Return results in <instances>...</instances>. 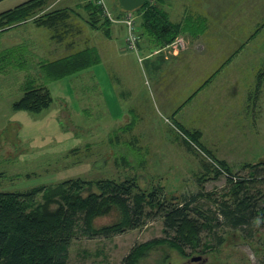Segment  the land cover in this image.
<instances>
[{
	"label": "rangeland",
	"instance_id": "obj_1",
	"mask_svg": "<svg viewBox=\"0 0 264 264\" xmlns=\"http://www.w3.org/2000/svg\"><path fill=\"white\" fill-rule=\"evenodd\" d=\"M160 1L169 19L188 25L160 49L141 33L139 8L130 12L136 51H129V69L122 75L129 84L124 88L129 101H110L101 68L98 80L108 102L105 109L96 103L91 109L88 69L53 79L42 76L35 63L90 48L89 30L120 24L127 36L128 11L118 0H64L51 7L69 11L63 23L47 27L28 20L0 33V190L25 191L76 177H133L143 189L161 187L164 196L201 189L206 196L199 204L214 207L231 201L233 190L220 161L239 177H248L246 164L264 167V0ZM8 3L0 4V12ZM92 4L100 8L96 26ZM15 43H26L36 54L22 58L30 59L33 69L12 67ZM8 49L11 57L4 52ZM29 77L46 86L53 98L38 113L11 107ZM192 90L194 96L184 99ZM181 127L198 131L197 142ZM262 180L251 191L264 189ZM118 219L113 209L95 217L93 226ZM253 222L250 236L222 226L216 230L222 238L219 245L214 246L211 232L205 231L196 250L186 248L188 256L162 245L139 264H161L165 256L162 264H197L191 257L198 255L214 264H264V221L256 217ZM162 226L158 218L108 238L78 232L69 244L67 264H121L132 246L163 236Z\"/></svg>",
	"mask_w": 264,
	"mask_h": 264
},
{
	"label": "trees",
	"instance_id": "obj_2",
	"mask_svg": "<svg viewBox=\"0 0 264 264\" xmlns=\"http://www.w3.org/2000/svg\"><path fill=\"white\" fill-rule=\"evenodd\" d=\"M52 2L53 0H27L1 11L0 33L28 20L47 27L63 23L69 11L65 8L52 9ZM159 2L161 1L148 3L143 0L138 8L141 33L153 46L162 49L170 45L188 24L183 26L171 21ZM99 9L95 5L91 7L90 12L98 15L92 20V26H96L100 18ZM10 50L4 51L8 57H11ZM24 55L36 56L27 48L26 43L12 45L13 68L33 69L30 59L25 62L22 59ZM98 61L96 50L85 47L48 62L43 59L35 64L42 76L59 79L77 76ZM216 72L205 79L200 88ZM41 73H37L39 81ZM21 89V95L11 103L14 110L38 113L48 108L53 101L49 89L43 84L34 83L30 77L23 82ZM195 93L196 91L187 97V100ZM181 130L197 142L198 131L191 132L183 127ZM220 163L225 167L233 190L231 201L216 202L214 207L199 204V200L206 196L201 189L179 196H164L161 187L143 189L133 177L121 181L76 177L25 191L0 190V264H67L69 244L78 232L89 238H108L128 229L140 228L147 221L158 218L162 219L163 236L132 246L121 264H139L151 249L162 245H167L180 256L186 257V248L196 250L200 246V235L205 231L211 232L214 246L219 245L222 238L217 235L216 230L222 226L240 229L246 236H250L253 220L260 217L264 221V189L251 191L255 182L263 181L264 167L260 164H246V167H250L248 177H239L232 174L223 161ZM2 175L3 172H0V177ZM113 209L119 214L116 222L100 228L93 226L95 217L108 214ZM165 257L160 261L161 264ZM197 264L214 263L202 258Z\"/></svg>",
	"mask_w": 264,
	"mask_h": 264
},
{
	"label": "crops",
	"instance_id": "obj_3",
	"mask_svg": "<svg viewBox=\"0 0 264 264\" xmlns=\"http://www.w3.org/2000/svg\"><path fill=\"white\" fill-rule=\"evenodd\" d=\"M24 1L27 0H0V4L3 2H9L8 3L9 6L7 8L9 9ZM61 1L64 0H53L51 5L52 6L57 5ZM182 4H184V2H182ZM120 7L122 6L120 5ZM173 19L170 20L174 22H178L176 21L177 19L174 20ZM29 29L31 28L29 27ZM88 32H87L88 41H89L88 43L92 48L96 50L97 54L99 55V61L88 68V81L90 82L89 84L92 87L90 91L91 93L88 96L90 98L89 103L91 109L95 108L93 106V104L95 103L97 104V107L99 109L100 108L105 109L108 106V102L104 96V92H102L101 90L98 80V74H100V72L98 71L101 68L104 69L106 72L105 80H106V87L108 89V93L109 95H111L110 101H115V102L116 101L121 102L123 100L129 101L126 98L129 94V91L128 89L127 90L124 89L125 86L127 85L129 86V84L127 81L126 82L124 81V78L122 79V75H124L127 72V69H129V60L131 59L132 56L131 54L133 53H130L125 49L126 32L124 26L120 24L107 25L105 28L101 27L95 30H89ZM172 57L174 58V56ZM162 59H160L159 61L162 62L163 61ZM144 61L145 64L148 63V59L147 60L145 59ZM100 63L102 65L97 67L96 65ZM177 87L179 88L180 84H178ZM102 97L104 98V100ZM186 98L187 97H185L184 99Z\"/></svg>",
	"mask_w": 264,
	"mask_h": 264
},
{
	"label": "built area",
	"instance_id": "obj_4",
	"mask_svg": "<svg viewBox=\"0 0 264 264\" xmlns=\"http://www.w3.org/2000/svg\"><path fill=\"white\" fill-rule=\"evenodd\" d=\"M128 11V16L126 18L125 25L127 26L128 29V34L126 36L125 39V49L128 51H136V35H135V31H134V25H133V17H131V10H127Z\"/></svg>",
	"mask_w": 264,
	"mask_h": 264
},
{
	"label": "water",
	"instance_id": "obj_5",
	"mask_svg": "<svg viewBox=\"0 0 264 264\" xmlns=\"http://www.w3.org/2000/svg\"><path fill=\"white\" fill-rule=\"evenodd\" d=\"M120 5L126 10H132L142 5L143 0H118ZM202 257L200 255L191 257L192 261H200Z\"/></svg>",
	"mask_w": 264,
	"mask_h": 264
}]
</instances>
